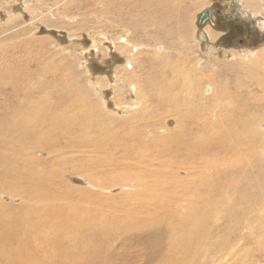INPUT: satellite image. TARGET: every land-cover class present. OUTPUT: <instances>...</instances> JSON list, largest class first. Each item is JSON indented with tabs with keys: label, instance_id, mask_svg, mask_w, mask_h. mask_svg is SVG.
Here are the masks:
<instances>
[{
	"label": "rangeland",
	"instance_id": "rangeland-1",
	"mask_svg": "<svg viewBox=\"0 0 264 264\" xmlns=\"http://www.w3.org/2000/svg\"><path fill=\"white\" fill-rule=\"evenodd\" d=\"M231 1L0 0V170L5 166L10 174L0 178V226L21 221V235L16 232L12 241L0 242V264H17L19 258L12 254L27 237L31 245L25 251L37 254L30 256L32 261L23 259L28 264H36L37 257L43 259L41 264H162L165 260L177 264L175 256L163 252L168 249V236L182 235L171 236L170 226L187 220L186 227L193 228L189 219H199L196 214L201 212L207 214L203 220L208 221L201 224L206 233L193 237L194 245H187L185 252L197 245L202 247L203 263L264 264V140L258 141L255 133L264 138V122L262 130L247 132L254 146L245 151L250 174L254 166L263 176L257 189L242 193L260 197L249 200L251 208L241 205L243 212L238 215L243 218L234 234L227 236L228 222L215 220L224 204L207 207L209 198L217 199L215 190L209 192L205 182L199 186L200 171L215 176L201 165L214 152L195 157L189 147L204 133L197 127L204 97L193 90L202 74V82L210 77L213 87L229 78L230 95H240V105L246 102L238 112L264 117V65L252 75L253 60H247L263 53L264 28L261 38L245 39L243 16L249 11L231 12L226 7ZM157 4L160 7L154 8ZM205 10L209 17L199 23ZM226 13L238 20H229ZM257 13L263 18H256V25L264 27V10ZM208 25L214 32L207 34ZM200 32L204 40L199 39ZM206 93L217 92L214 88ZM21 100H27L24 109L35 108V125L26 127L32 136L29 143L7 115L2 119L11 110L7 108ZM190 113L192 118L184 117ZM57 117L63 120L59 130L49 122ZM112 136L124 141L112 142ZM172 136L180 138L178 150ZM215 141L212 138V148ZM16 185L22 186L13 188ZM54 214L57 219L50 221ZM29 221H39L48 231L34 232ZM162 224L168 225L166 229ZM71 228L84 232L80 242L71 238ZM92 234L96 237L91 245L98 247L99 255L88 256L81 250L88 247ZM223 239L230 244L227 249L209 253ZM51 242L61 246L58 255Z\"/></svg>",
	"mask_w": 264,
	"mask_h": 264
},
{
	"label": "bare ground",
	"instance_id": "bare-ground-1",
	"mask_svg": "<svg viewBox=\"0 0 264 264\" xmlns=\"http://www.w3.org/2000/svg\"><path fill=\"white\" fill-rule=\"evenodd\" d=\"M247 0H234L233 5L236 7V9L240 10V12L244 13L249 11L250 13H254V14H258L257 12L261 11L262 9L264 10V4L259 5L258 2H260L261 0H248L250 2H252V4L246 5ZM264 1V0H263ZM231 4V3H230ZM232 6V5H231ZM228 6V7H231ZM160 7L158 6V4L155 6L154 8ZM230 9V8H229ZM227 10V9H226ZM248 12V13H249ZM261 13V12H260ZM263 14V13H262ZM142 18V17H141ZM151 19H153L151 17ZM163 28L165 26V24H162ZM161 26V25H160ZM213 29L214 32V28L213 26H207V34L209 33V31H211ZM216 32V31H215ZM215 34V33H214ZM217 34V33H216ZM214 37V36H213ZM216 37V36H215ZM242 55V54H241ZM254 55V54H253ZM240 56V55H239ZM241 58H244V56L242 55ZM248 61H251V66H253L250 69V72L252 75H254V73L252 71H256V73H259V68L263 67L264 65V51L262 54L259 55H254L253 57L247 59ZM245 61V62H248ZM227 66L231 67L232 64H228ZM228 68V67H227ZM228 70V69H227ZM232 70V69H231ZM154 72H156V69H153ZM236 70H232V72H234ZM255 73V74H256ZM206 74V73H205ZM212 75V74H210ZM214 75V74H213ZM227 75V74H226ZM203 74L201 76H198V86L193 88L191 86V84H189L191 88H193V90L195 91V93H198V97H204V101H202L201 103L203 105H201L200 108V118L198 119L199 123L197 125L198 127V131H200L201 129H203V134L196 139L195 142H192L189 147H191L193 149V156H199L201 158L205 157L207 154V152L211 153V151L214 152V156L213 158H209L206 161H204V163H202L201 165L205 166L206 168H210V171L215 173V176L213 177H209L208 174H204L205 170L200 171V183L199 186L201 187L202 183L205 182V186L208 189L209 192H212V189L215 190V193H213V195H215V197H217V199L213 198H209L210 200L208 201V206H214L216 208H218V206L220 204H224V209L220 212H218L215 216V220H218L220 218H222V220L228 222V226H226V234L227 236L233 232L234 229H238L240 223H241V219L243 217L239 216L238 214L241 212H243V207L241 205H248V207L250 206L252 199L255 198L256 201H258V197L256 193L255 194H249L248 196H244L242 195V193L246 192V189H251V188H256L260 185V177H261V171L259 168L254 169V166L252 167V171L253 173L250 174L249 172V160H248V156L247 153L245 152L247 147L251 145L254 146V144L252 143V138L249 137V135H247V132L254 130H262L261 127L263 122H264V117L260 116L258 117L256 114H251L249 115L248 113H240L238 112V107H243L246 106V102L243 103V105L241 104V101L238 102V98L240 97V95H237L236 97L233 95H230L229 93V88L227 87L226 84H228L230 82L229 78L228 80H226L225 82H221L219 81V83L217 84V87H213L210 77L208 78V76H206V78H208L209 80L202 82V79H204ZM205 76V75H204ZM228 76V75H227ZM221 77V76H220ZM222 78V77H221ZM227 78V77H226ZM206 80V79H205ZM172 81V80H171ZM183 83H185L186 85V81H185V77H183ZM190 83V82H189ZM246 83V82H245ZM170 84V85H169ZM206 84H208L207 86H205ZM183 85V84H182ZM167 86L172 87V84L168 81L167 82ZM187 86V85H186ZM234 87V86H233ZM232 87V88H233ZM19 87L16 86V84L14 85V89H18ZM216 90V95L215 94H211L209 96H207L206 92H211L212 89ZM165 92V91H164ZM24 96L22 98L26 99L28 97L27 92H23ZM29 93V92H28ZM239 93V92H237ZM165 94V93H163ZM19 95V94H18ZM21 95V94H20ZM161 95V94H160ZM171 98L173 99L172 94H170ZM19 97V96H17ZM164 97V96H163ZM168 97V96H167ZM20 99V98H19ZM18 99V100H19ZM175 99V97H174ZM28 100V99H27ZM26 100V101H27ZM26 101H16L14 106L12 108H7V109H11L5 112L4 118H6V115L8 117V121L12 122L14 128H16L15 130L19 131V136H21L22 139H24V142H31L32 141V136L30 135L29 132V128H26L27 126L29 127V125H35L34 124V120H35V108L32 109V111H34V114L32 113L31 110H26L24 109V104ZM14 102V101H13ZM164 102V101H163ZM28 103V102H27ZM168 103V102H167ZM207 103V104H205ZM205 104V105H204ZM11 105V104H10ZM12 106V105H11ZM197 106V105H196ZM253 106L257 107V108H261V104H253ZM248 107L250 109H254L251 104H248ZM28 108V107H26ZM69 108V107H68ZM168 109V108H167ZM68 110V109H67ZM246 110V109H245ZM64 111V110H63ZM176 111V110H174ZM217 111V113H215ZM252 111V110H250ZM69 112V111H68ZM259 109H258V111ZM172 113V112H171ZM178 114V113H177ZM255 115V116H254ZM179 116V115H178ZM188 116V117H187ZM184 116L185 118H192L193 117V113H190V116L187 115ZM173 117V115H172ZM176 117V116H175ZM174 117V118H175ZM177 118V117H176ZM182 118V117H181ZM179 118V119H181ZM59 122H55L57 120H59ZM66 119V118H65ZM70 121V120H69ZM1 122V121H0ZM49 122H53L50 123L52 128H56L57 130H59L60 128H62V123L63 120L62 118L57 117L54 121H49ZM43 124V122H42ZM181 125H185V122H181ZM249 125H255V127L251 128L249 127ZM6 126V125H5ZM205 126V127H204ZM204 127V128H201ZM38 128V125H37ZM41 130V129H40ZM63 133L62 135H64V133L66 131H68V128H63ZM1 132V131H0ZM41 132V131H39ZM254 132V131H252ZM250 132V133H252ZM9 133V132H8ZM46 133V132H45ZM256 133V137L258 138L257 140L262 142L264 140V138H262L257 132ZM206 134V135H205ZM36 135V134H35ZM107 135V134H106ZM88 136V133H87ZM128 136V135H127ZM36 138V136H34ZM50 137V136H49ZM49 137L46 136V139H49ZM108 137V135H107ZM168 137V136H167ZM253 138H255L254 136H252ZM13 138V137H12ZM56 137H53V139H55ZM128 138V137H127ZM212 138H216L215 144H214V148H212L211 146V142H212ZM20 139V138H19ZM45 139V138H44ZM169 140V138H167ZM166 139V140H167ZM172 141L175 142V146H176V150L179 149V142H180V138L178 136H172L171 137ZM37 140V139H36ZM106 140V139H104ZM22 141V142H23ZM44 141V140H43ZM112 142H118V141H124V139L122 138H115L114 136H112L111 138ZM38 142V141H37ZM98 143V142H97ZM4 147V146H3ZM166 144L163 145V148H166ZM31 148V147H29ZM187 147H183V149H186ZM21 149V148H20ZM27 154V153H26ZM184 154L186 156H188V154L186 152H184ZM53 155V154H52ZM32 158V157H31ZM251 158V157H250ZM2 159H3V155L0 154V164L2 163ZM248 161V164L246 165V162ZM7 164V163H6ZM263 164V163H262ZM8 165V164H7ZM25 167V166H24ZM27 167V166H26ZM211 168L213 170H211ZM209 171V172H210ZM263 171V170H262ZM0 175H2V177H0L1 179H5L7 178L10 174L8 173V169L3 166L2 171L0 170ZM263 176V175H262ZM41 178V177H40ZM207 178L209 179V183L207 182ZM212 180V181H211ZM18 181V180H17ZM36 181V180H35ZM19 182V181H18ZM21 183V182H19ZM45 183V182H44ZM22 184V183H21ZM264 184V183H263ZM1 185V182H0ZM23 185V184H22ZM22 185H16L13 186V188L15 189H20ZM241 187V188H240ZM27 188H29V186H27ZM33 188V187H32ZM31 191V190H30ZM255 191V190H253ZM258 191V190H257ZM199 192L201 193V191L199 190ZM195 193V192H194ZM253 193V192H252ZM259 193V192H258ZM208 196H211L210 193H207ZM203 195V194H202ZM44 197V196H43ZM44 199V198H43ZM254 199V200H255ZM40 200V198H39ZM53 200V199H52ZM251 200V201H249ZM253 200V201H254ZM51 201V200H50ZM250 203H249V202ZM262 201V200H261ZM260 201V202H261ZM46 203V202H45ZM49 203V202H48ZM241 206V207H239ZM54 207V206H53ZM56 208V207H55ZM247 208V207H246ZM251 208V206H250ZM252 208H254L252 206ZM247 211V210H246ZM255 211L256 208H255ZM70 212V211H69ZM41 213V212H40ZM43 213V212H42ZM246 213V212H245ZM252 214V213H251ZM260 214V213H259ZM56 214H54L53 219H49L50 221H55L57 219V217L55 216ZM66 217H68L66 214H62ZM190 215V214H189ZM198 216L199 219H194L193 217H190L189 220H193V228H187L185 223L187 222V220H184L183 222L177 224L176 226L171 225L169 231L172 232V235H175L176 233H181V236H178V238H174V237H170L168 236L167 240V246L168 249L167 251H163L165 255H172L173 257L175 256V259L177 262V264H191V261H196L199 264H208L207 262H202V257H203V251L202 249L200 250V248L197 245L194 246L193 250H187L185 252V249L188 245L189 246H193V237L199 239V236H203L206 233V229L205 227H202L201 224L203 223V221H208L207 219L203 220L204 218L207 217V214H205L204 212H201L200 214H196ZM38 216L40 217V215L38 214ZM61 216V215H60ZM73 216V215H72ZM245 216V215H244ZM247 216V215H246ZM245 216V217H246ZM251 216V215H250ZM254 216V215H253ZM263 216V215H262ZM37 217V216H35ZM56 217V218H54ZM249 217V216H248ZM253 219V218H252ZM252 219H250L252 221ZM257 219V218H256ZM254 219V220H256ZM259 219V218H258ZM27 220V219H26ZM35 220V219H34ZM74 220V219H73ZM245 220L247 221L248 218ZM28 221V220H27ZM69 221V220H68ZM260 221V220H259ZM2 223V222H1ZM31 226L30 228L32 230L37 231L40 234H43V232L47 229L43 228V225L37 221V222H30ZM59 223V222H58ZM70 223V221H69ZM72 223V221H71ZM83 223V222H82ZM82 223H79V226H83ZM225 223V222H224ZM222 223V224H224ZM252 223H254L252 221ZM250 224L249 220L247 221V226ZM73 225V224H71ZM160 225V224H159ZM163 228L166 229L165 224H162ZM242 225V224H241ZM255 225V224H254ZM257 225V224H256ZM262 225V223H261ZM264 225V223H263ZM41 226V227H40ZM63 226V225H62ZM65 226V225H64ZM142 226V225H140ZM157 226V225H156ZM205 226H207V224H205ZM223 226V225H222ZM246 225L244 226L246 229H250V227H247ZM258 226V225H257ZM5 227V228H4ZM58 227V226H57ZM73 227V226H71ZM143 227V226H142ZM155 227V226H154ZM160 227V226H159ZM227 227H229L227 229ZM236 227V228H235ZM260 227V226H258ZM262 227V226H261ZM81 228V227H80ZM254 228V227H253ZM70 229V228H69ZM129 229V228H128ZM154 229V228H153ZM159 229V228H158ZM198 229H200V232L198 231ZM256 230V228H254ZM259 229V228H258ZM18 230H21V221L19 222V224H12V225H1L0 226V242L4 243L6 242V240L8 238L13 237V234H16V232H18ZM207 230L209 231V229L207 228ZM253 230V229H252ZM48 231V230H47ZM46 231V232H47ZM61 231V230H60ZM72 234L73 236L71 237L74 241H81V239L85 236L83 231H79V228H71ZM125 231V230H124ZM149 231V230H148ZM158 231V230H157ZM223 231V230H222ZM240 231V230H239ZM261 231V230H260ZM264 231V230H263ZM62 232V231H61ZM250 232V231H249ZM259 233V231H257ZM19 233V232H18ZM17 233V234H18ZM58 233V232H57ZM60 233V232H59ZM58 233V234H59ZM71 233V232H70ZM161 232H159L160 234ZM218 233V232H217ZM236 233V232H235ZM21 235V233H19ZM18 234V235H19ZM69 234V233H68ZM71 234V235H72ZM157 234V235H159ZM225 234V235H226ZM234 234V233H232ZM231 234V235H232ZM246 234V233H244ZM243 234V235H244ZM255 234V233H254ZM23 235V234H22ZM55 235V234H54ZM208 235V234H207ZM238 235V234H237ZM261 234L258 235V237ZM16 237V235H14ZM26 235H24L25 237ZM142 236V235H141ZM148 236V235H146ZM161 236V235H160ZM236 236V235H234ZM233 236V237H234ZM242 236V235H241ZM240 236V237H241ZM247 236V235H246ZM250 236H251V232H250ZM264 236V234H263ZM23 237V236H22ZM21 239H24L22 238ZM41 237V236H40ZM54 237H58L57 235ZM60 237V236H59ZM96 236L94 234H92V237H88V241L90 240V242H87L88 247L83 248L82 254H88V256L91 255H99L98 254V247L97 246H93L91 245L93 243V239ZM151 237V236H150ZM153 237V236H152ZM238 237V236H237ZM249 237V236H247ZM20 238V236H19ZM18 238V240H20ZM144 238V236H143ZM154 238V237H153ZM165 238V237H164ZM183 238H185V240H182ZM226 238V237H225ZM242 238V237H241ZM246 238V237H244ZM251 238V237H250ZM260 238V237H259ZM16 238H14L15 240ZM157 239V238H156ZM230 240V238H228ZM249 239V238H246ZM254 239V237H253ZM46 240V239H45ZM43 240V241H45ZM10 241V239H9ZM12 241V238H11ZM31 240L28 239L27 240H22L20 243L19 242V247L18 250H16V253L14 252V257L17 256V258L19 259H14L16 261L17 264H28V263H24L23 259L26 258L25 260H30L32 261V259H30L33 256H37V254H32L31 251V255H29L28 251H25L28 247L30 248L31 243L29 242ZM79 241V242H80ZM101 241V240H100ZM142 241V240H141ZM261 241V239L259 240ZM264 241V239H263ZM261 241V242H263ZM14 242V241H13ZM17 242V241H16ZM46 242V241H45ZM57 242V241H56ZM83 242L85 243V241L83 240ZM144 242V241H143ZM187 242V243H186ZM207 242V241H206ZM254 242V241H253ZM258 242V241H257ZM204 243V242H203ZM227 243L224 239L223 241H218V245L214 247L213 251H210L209 253L215 254L216 250L220 253L223 252V250L225 251V248L227 249ZM256 243V242H255ZM264 243V242H263ZM16 244V243H15ZM45 244V243H44ZM55 244V245H54ZM202 244V243H201ZM36 245V244H35ZM39 245V243H38ZM51 245L53 246V252L55 255H58V251L61 249V246L57 243H53L51 242ZM95 245V244H94ZM12 246V245H11ZM214 246V245H212ZM223 247V248H221ZM263 247V246H262ZM32 248H34L32 246ZM31 248V250H32ZM37 248V247H36ZM41 248V246H40ZM50 248V246H49ZM154 248V247H153ZM190 248V247H189ZM43 249V248H42ZM206 249V248H204ZM211 249V247H210ZM213 249V248H212ZM7 250V249H6ZM36 250H40V249H36ZM207 250V249H206ZM263 250V249H262ZM27 254V256L25 257V252ZM241 251V250H240ZM22 252L24 253V256L22 254ZM32 252H35L32 251ZM41 252V251H40ZM156 252V250H155ZM153 252V253H155ZM208 252V251H207ZM230 252V251H229ZM237 252V251H236ZM263 252V251H261ZM12 253V251H11ZM162 253V252H161ZM227 254V252H225ZM225 253H223L225 255ZM231 254V253H229ZM11 255V256H12ZM159 255V254H158ZM163 255V254H162ZM221 256H223L222 254H219ZM23 256V257H22ZM31 256V257H30ZM40 256V255H39ZM22 257V258H21ZM34 257V258H35ZM156 257V255H155ZM159 257V256H158ZM164 257V256H163ZM169 257V256H167ZM187 258L188 260H184L183 258ZM59 258V257H58ZM224 258V257H221ZM258 258V257H257ZM11 259H13L11 257ZM156 259V258H155ZM34 260V259H33ZM37 263L36 264H41L43 263V259L37 257L36 259ZM157 260V259H156ZM161 260V259H159ZM263 260V259H262ZM29 261V262H30ZM163 261V259H162ZM170 262H165L163 261L162 264H174L175 262L172 263L171 260H169ZM187 263H186V262ZM34 262V261H33ZM156 262V261H155ZM160 264V261H158ZM35 263V262H34ZM157 263V262H156ZM195 263V262H194ZM193 263V264H194ZM234 263V262H233ZM29 264H32L31 262ZM240 264V263H239Z\"/></svg>",
	"mask_w": 264,
	"mask_h": 264
},
{
	"label": "flooded vegetation",
	"instance_id": "flooded-vegetation-1",
	"mask_svg": "<svg viewBox=\"0 0 264 264\" xmlns=\"http://www.w3.org/2000/svg\"><path fill=\"white\" fill-rule=\"evenodd\" d=\"M234 0L231 1V4L229 6H231V12H235L237 11L236 7L233 5ZM228 7V5L226 6ZM230 8V7H229ZM217 12H219V10H217ZM226 13L225 16H229V20H232L233 17L236 18L238 20V17L233 15L232 13ZM256 18H263V16L261 14L259 15H255L253 13H248L245 16H243V35L246 36L248 41L253 40L254 38H261V36L263 34L260 33V29L264 28L261 26L256 25ZM235 20V19H234ZM237 23V21H236ZM261 23L264 24L263 20H261ZM238 27V26H237ZM264 30V29H263Z\"/></svg>",
	"mask_w": 264,
	"mask_h": 264
},
{
	"label": "water",
	"instance_id": "water-1",
	"mask_svg": "<svg viewBox=\"0 0 264 264\" xmlns=\"http://www.w3.org/2000/svg\"><path fill=\"white\" fill-rule=\"evenodd\" d=\"M209 14H210L209 10H205V12L199 18V23H203L205 21V18L209 17ZM199 39L200 40H204L205 39V35L202 32L199 33Z\"/></svg>",
	"mask_w": 264,
	"mask_h": 264
}]
</instances>
